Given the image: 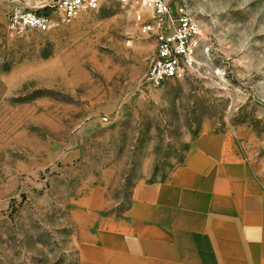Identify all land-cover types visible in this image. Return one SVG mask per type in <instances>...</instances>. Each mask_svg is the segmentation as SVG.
<instances>
[{
    "label": "rangeland",
    "instance_id": "rangeland-1",
    "mask_svg": "<svg viewBox=\"0 0 264 264\" xmlns=\"http://www.w3.org/2000/svg\"><path fill=\"white\" fill-rule=\"evenodd\" d=\"M173 1L201 45L153 87L139 5L13 37L0 0V264H215L264 210V0Z\"/></svg>",
    "mask_w": 264,
    "mask_h": 264
},
{
    "label": "built area",
    "instance_id": "built-area-1",
    "mask_svg": "<svg viewBox=\"0 0 264 264\" xmlns=\"http://www.w3.org/2000/svg\"><path fill=\"white\" fill-rule=\"evenodd\" d=\"M33 6H16L6 14L9 35L45 33L70 22L82 11L93 10L106 0H29ZM122 5H139L149 13L139 24V33L154 39L155 52L145 73V81L163 86L191 64L201 45V31L193 12L183 2L173 0H115ZM136 17L140 18L136 13ZM107 122L108 117H103Z\"/></svg>",
    "mask_w": 264,
    "mask_h": 264
},
{
    "label": "crops",
    "instance_id": "crops-1",
    "mask_svg": "<svg viewBox=\"0 0 264 264\" xmlns=\"http://www.w3.org/2000/svg\"><path fill=\"white\" fill-rule=\"evenodd\" d=\"M260 183L264 198V176ZM243 214L247 220H252L247 226L236 229L235 234L220 238L221 249L215 247L212 252L215 264H264V210Z\"/></svg>",
    "mask_w": 264,
    "mask_h": 264
}]
</instances>
